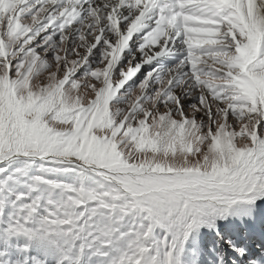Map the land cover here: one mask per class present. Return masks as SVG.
Instances as JSON below:
<instances>
[{
	"label": "snow or ice",
	"instance_id": "1",
	"mask_svg": "<svg viewBox=\"0 0 264 264\" xmlns=\"http://www.w3.org/2000/svg\"><path fill=\"white\" fill-rule=\"evenodd\" d=\"M261 199L264 0H0V264H264Z\"/></svg>",
	"mask_w": 264,
	"mask_h": 264
},
{
	"label": "rangeland",
	"instance_id": "2",
	"mask_svg": "<svg viewBox=\"0 0 264 264\" xmlns=\"http://www.w3.org/2000/svg\"><path fill=\"white\" fill-rule=\"evenodd\" d=\"M256 206H257V208L256 207L255 208L258 210L257 211V213H258V215H257L258 221L261 218L263 220V222H264V202H261V204L256 205ZM248 219L249 218L244 217L243 218V222H242L241 219L238 218V217L229 216L226 220H218L217 221V224L220 226V224L218 223V222H220V223L223 224V227H225V225H229L230 226V231L232 232L236 228H239L241 230H242V228H246L245 226H248L246 224V220H248ZM244 222H245V226H244ZM241 230H240V233L243 232V230H242V232H241ZM201 231H204V232H208L209 233V230L206 229V228H202ZM230 231H228V232L230 233ZM260 233L262 234V233H264V231H260ZM226 235H230V234L226 233ZM234 236H236L235 235V231L232 232V237H234ZM204 239L206 241L209 240V242H207V247L209 249V252L202 254V256H201V264H213V257L211 255L212 244H213V242H215L216 244H221L222 242L219 241L214 235H212V234L210 235V233L208 235H206L204 237ZM20 240H21V242H23V238H21ZM215 240H218V242L215 241ZM239 240H240V238H239ZM259 240H260V238H259ZM241 242H243V244L247 245V247L249 248V254L250 255L252 253H254V251L250 250V247H252L254 249V246L252 245V242H249V241H241ZM16 243H17V241L14 238L13 241H12V244L15 245ZM5 247H6V245H5L4 241L3 240H0V249H3ZM255 247H259L260 248V246H258V245H256ZM261 247H264V246L262 245ZM14 248L15 247L13 246V247H10V249H9V256H10V259L11 260H14L11 257H13L16 254V252H17ZM260 252L261 253L256 252L255 254H252L251 256H253V257H259V256L263 255L262 252H264V249L263 250L260 249ZM48 264H52V263H48Z\"/></svg>",
	"mask_w": 264,
	"mask_h": 264
},
{
	"label": "bare ground",
	"instance_id": "3",
	"mask_svg": "<svg viewBox=\"0 0 264 264\" xmlns=\"http://www.w3.org/2000/svg\"><path fill=\"white\" fill-rule=\"evenodd\" d=\"M261 202H264V200H263V199H261V200H257V201H256V205L261 204ZM256 205H255V207L257 208ZM253 214H254V216L256 217L255 222L253 223V226L256 228V230H258V228H259V224H258L259 221H258V217H257L258 213H257V212H256V213L254 212ZM247 218H248V217H247ZM261 235H262V237H260V240H261V241H260V242H261V246H262V245L264 246V240H263V237H264L263 235H264V233H262ZM261 246H260V249L263 250L264 247H261ZM39 252H40V251H38L37 254H39Z\"/></svg>",
	"mask_w": 264,
	"mask_h": 264
}]
</instances>
